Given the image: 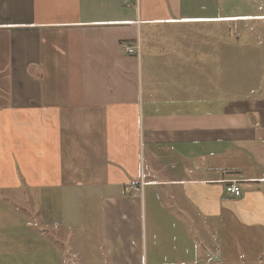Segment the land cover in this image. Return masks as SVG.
I'll return each instance as SVG.
<instances>
[{
	"label": "crops",
	"instance_id": "0c3cea01",
	"mask_svg": "<svg viewBox=\"0 0 264 264\" xmlns=\"http://www.w3.org/2000/svg\"><path fill=\"white\" fill-rule=\"evenodd\" d=\"M243 1L0 0V209L100 202L108 264L264 262V0Z\"/></svg>",
	"mask_w": 264,
	"mask_h": 264
},
{
	"label": "rangeland",
	"instance_id": "374dc122",
	"mask_svg": "<svg viewBox=\"0 0 264 264\" xmlns=\"http://www.w3.org/2000/svg\"><path fill=\"white\" fill-rule=\"evenodd\" d=\"M225 1L226 4L228 1L230 4L225 7L226 13L236 8H233V5H239L242 9L247 8L243 0ZM229 89L226 88V91ZM244 89V87L235 88L236 91ZM257 90L264 94V87ZM1 202L7 204H0V208L5 209L9 205L14 206L11 204L15 201L7 197L2 198ZM50 203H47L46 207L51 210L47 212L45 208L48 221L45 225H39L40 216L31 213L34 208L29 209L28 214L21 217H25L24 221L19 217L15 219L16 217L12 215V207L8 208L9 213L0 209V264H108V252L103 242L100 202L96 205L85 203L79 206L78 202L67 199L60 206L58 200L53 205ZM58 211L62 214H57ZM58 217L66 223V228L57 224ZM14 222L17 226L24 224L27 230L31 227L32 234L30 235V232L26 234L21 230L9 232L7 226L3 228L5 224Z\"/></svg>",
	"mask_w": 264,
	"mask_h": 264
},
{
	"label": "built area",
	"instance_id": "2783aa9c",
	"mask_svg": "<svg viewBox=\"0 0 264 264\" xmlns=\"http://www.w3.org/2000/svg\"><path fill=\"white\" fill-rule=\"evenodd\" d=\"M122 50L127 53V54H132V55H140L141 52V46L139 42H136V44H130L128 42H124L122 44ZM226 190L227 192L235 195V196H240L242 194V190L239 185L235 181H230L226 185Z\"/></svg>",
	"mask_w": 264,
	"mask_h": 264
}]
</instances>
